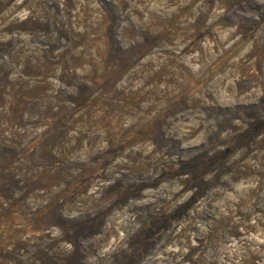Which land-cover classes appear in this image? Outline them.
Wrapping results in <instances>:
<instances>
[{
    "label": "rangeland",
    "instance_id": "rangeland-1",
    "mask_svg": "<svg viewBox=\"0 0 264 264\" xmlns=\"http://www.w3.org/2000/svg\"><path fill=\"white\" fill-rule=\"evenodd\" d=\"M0 264H264V0H0Z\"/></svg>",
    "mask_w": 264,
    "mask_h": 264
}]
</instances>
